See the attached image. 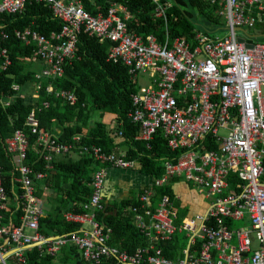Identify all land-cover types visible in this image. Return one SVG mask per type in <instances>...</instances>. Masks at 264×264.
<instances>
[{"label":"built area","instance_id":"built-area-1","mask_svg":"<svg viewBox=\"0 0 264 264\" xmlns=\"http://www.w3.org/2000/svg\"><path fill=\"white\" fill-rule=\"evenodd\" d=\"M151 2L156 18L167 22L174 4L169 0ZM206 2L219 6L225 35L213 38L198 32L192 46L184 38L174 42L168 38L162 45L155 37L145 39L131 33V16L123 5L113 4L106 14L94 16L85 10L82 0H0V15H21L29 3L46 4L63 23L62 30L50 36L35 30L17 32L25 46H35L34 56L48 63L38 79L54 81L65 76L82 34L101 44L110 43L108 61L127 66L135 84L142 75H149L153 87L140 88L132 95L130 118L141 127L137 142L150 144L163 131L170 149L180 154L174 161H165L164 175L143 190L131 209L149 245L135 253L122 251L109 245L112 230L96 216L105 211L110 169L135 170L139 163L128 161L124 154L108 155L100 148L81 147L83 137L61 142L39 129L40 121L32 112L28 126L39 136V152L46 167L37 172L26 164L30 135L17 131L7 144L20 173L14 178V194L24 212L23 224L11 228L3 223L10 198L0 157V239L9 247L8 251L0 248V264L13 259L26 264L25 252L31 249L56 258L67 246L77 247L86 264H264V45L252 44L255 48L251 50L239 43L242 36L237 32L238 28L253 30L264 24V0ZM1 59L0 75L11 66L9 52L0 43ZM52 83L47 87L49 95L62 97L73 106L79 103L73 92L55 91ZM21 88L14 86L17 91ZM220 129L228 130L229 135L220 137ZM114 138L124 140L125 131H116ZM205 143L217 148L206 150ZM73 154L92 156L108 167L93 176L85 213L64 214L66 222L78 224L80 229L47 238L40 231L45 210L37 183L48 177L55 157ZM176 179L194 183L208 201L205 213L180 224L175 201L156 190ZM237 223L244 225L236 227ZM177 233L187 235L189 247L182 260L172 261L162 254L161 245L171 242Z\"/></svg>","mask_w":264,"mask_h":264},{"label":"trees","instance_id":"trees-1","mask_svg":"<svg viewBox=\"0 0 264 264\" xmlns=\"http://www.w3.org/2000/svg\"><path fill=\"white\" fill-rule=\"evenodd\" d=\"M82 3L85 10L94 16L99 13L106 14L113 4L127 7L131 16L130 32L145 39L150 36L155 37L162 45L168 38L171 42L184 38L192 46L195 44L196 34L201 29H198L195 15L185 11L188 7L205 16L217 29L223 30L225 24L224 19L217 13L219 6L205 0H188V2L173 0L174 6L168 12L167 22L156 18L151 0H82ZM62 26V21L54 16L52 9L46 4L29 3L26 11L21 15H0V43L8 50L11 61V66L0 75V157L4 169V185L10 200L17 203L20 200L14 194V178H18L20 173L15 169L13 155L7 144L17 131L23 130L30 135L31 147L26 164L37 172L44 171L46 167L39 152L37 143L39 136L34 135L28 126L32 112L40 121L39 129L44 133H51L64 143L74 142L77 137H83L81 147L100 148L108 155H119L117 150L120 146L114 138L115 130L110 127L116 123V131H125L124 146L128 148V161L140 163L143 166V175H150L155 179L161 178L166 172L165 161H174L180 156L170 149L163 131H160L150 144L137 142L141 127L133 123L130 113L134 108L132 95L138 93L140 87L132 80L127 66L115 65L108 61L112 46L110 43L101 44L97 39L82 34L78 41L75 60L67 63L65 76L54 81H50L47 77L43 80L38 79L37 75L44 71L37 73L28 70V63L40 59L34 56L35 46H25L17 38V32L35 30L50 36L60 32ZM4 35L8 37L7 40L3 39ZM249 35L263 36L264 24L254 28ZM249 43L264 45V38L251 40ZM3 63L1 59L0 68ZM44 63L48 68V63ZM41 82H43L41 89L35 91ZM51 83L55 91L73 92L78 97L79 103L73 106L62 97L49 95L47 87ZM14 86L22 88L32 86L33 99L26 100L21 95L22 90L17 91ZM95 113H98L96 120L106 114L110 115L112 124L98 121L94 125ZM204 145L206 150L217 148L216 145L209 146L206 143ZM75 146L78 147L77 144ZM107 167L108 165L100 163L89 155L73 154L55 157L53 168L48 171V177L37 183L39 199L45 200L46 203H57L54 211L44 213L41 218L42 234L47 238H55L80 229L78 224L66 222L64 214L85 213L84 207L90 203L92 196L89 187L92 178ZM46 189H50L53 196L48 195ZM156 190L158 195L170 196L179 209L170 185L157 187ZM134 205H137V200L123 203L122 209L128 210L129 214L114 216L110 207L105 204V211L98 212L96 216L100 224L112 230L109 245L130 253H135L139 248L149 245L147 236L136 225L130 213V208ZM23 216L21 206H9L3 213V223L11 228L22 226ZM181 219L177 224L181 223ZM188 247L187 235L177 233L171 242H164L161 245V250L162 254L172 261H179L184 258ZM60 255H62L60 264H86L75 246L63 248ZM25 258L26 264H56L59 260V257L43 255L39 249L25 252ZM9 262V264H19L14 259ZM105 264H116V262Z\"/></svg>","mask_w":264,"mask_h":264},{"label":"crops","instance_id":"crops-1","mask_svg":"<svg viewBox=\"0 0 264 264\" xmlns=\"http://www.w3.org/2000/svg\"><path fill=\"white\" fill-rule=\"evenodd\" d=\"M21 95L26 100H32L34 97L32 86H29L27 90H24L23 88ZM114 124L116 126H112V129H114L116 133L117 124ZM116 142L117 145L120 146L117 150L119 155H127L128 148L124 146V140L117 139ZM142 170L143 166L140 163L135 170L110 169V175H108V180L105 186L104 202L110 207V211L114 214V216L122 213L129 214L128 210L122 209L123 203L130 200H137L144 189L153 185L155 178L150 175H143ZM189 185L190 184L180 179L173 180L170 184L174 192L176 202L179 205V209L175 205V210L178 213L179 219L182 218L181 222L196 214L205 213L208 207V201L200 195L195 188H192ZM46 192L51 194L53 193L50 189H46ZM43 201L45 202V200ZM47 205V212H52L56 209V206L53 205L52 202L47 203ZM131 209L132 207L130 208V213L133 215ZM47 212H45V214ZM0 248L2 251L9 250V247L2 239H0ZM60 253L57 256L59 257V260L56 264H60V260L62 259V255H60ZM9 263L10 262L8 261V264Z\"/></svg>","mask_w":264,"mask_h":264},{"label":"rangeland","instance_id":"rangeland-1","mask_svg":"<svg viewBox=\"0 0 264 264\" xmlns=\"http://www.w3.org/2000/svg\"><path fill=\"white\" fill-rule=\"evenodd\" d=\"M171 1L173 3V0H171ZM171 1L169 0V2H171ZM184 1L188 2V0H184ZM185 11H187L190 14H194L195 15L196 20L198 22V29H201V31H200L201 33H203L205 35H208L210 37H213V38L222 37V36L225 35V31L224 30L215 28V26L212 25L211 22L207 18H205V16L199 15L197 10H194L191 7H188V8L185 9ZM246 31H247V33H248V31H249V33L252 32V30H249V29H247ZM239 35L243 36V33L239 32ZM249 41H251V40H249ZM45 68L47 69V64L42 62V61H40V60H34V61L28 63V70L35 71L37 73L43 72L45 70ZM152 82H153V79H151L149 75L145 74V75H142L139 78V83L138 84H139L140 88H148V87H153V84H151ZM23 88H21V90H23ZM27 88H29V87L24 88V90H27ZM97 115H98V113H95L94 120H93L94 121L93 122L94 125L98 121L106 123V124H109V125L112 124L110 122V118H111L110 115L106 114V115L100 117V119L96 120L98 118ZM112 126H116V125L113 123L112 125H110V127L113 128ZM228 135H229V131L228 130L220 129V131H219V136L220 137H227ZM189 186L192 187V188H195L197 190V187H196V185L194 183H191ZM197 192H199V190H197ZM47 194L52 196L51 193H47ZM42 205H43V208H44L45 212H47L48 205H47L46 201L44 202L42 200ZM53 205L56 206L57 203L53 202ZM9 206H18V203L15 202L14 200H10L9 201ZM243 225H244V223H237L236 227H242Z\"/></svg>","mask_w":264,"mask_h":264},{"label":"water","instance_id":"water-1","mask_svg":"<svg viewBox=\"0 0 264 264\" xmlns=\"http://www.w3.org/2000/svg\"><path fill=\"white\" fill-rule=\"evenodd\" d=\"M237 32H241V33H243V36L238 38L239 43L246 44V46H247L249 49H251V50H253V49L255 48V46L252 45V44L247 43V40H248V39H249V40H255V39H263V38H264V35H263V36H254V37H253V36H250V35L247 33V31H246L245 29H243V28H238V29H237Z\"/></svg>","mask_w":264,"mask_h":264}]
</instances>
